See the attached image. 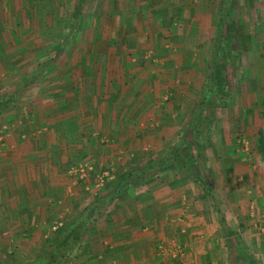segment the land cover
<instances>
[{
	"label": "crops",
	"instance_id": "crops-1",
	"mask_svg": "<svg viewBox=\"0 0 264 264\" xmlns=\"http://www.w3.org/2000/svg\"><path fill=\"white\" fill-rule=\"evenodd\" d=\"M55 1L0 0V96L34 75L8 108V129L0 136V257L10 245L17 247L8 264L26 261L47 229L73 221L104 191L100 171H110L134 153L162 148L158 140V147L152 144L150 120L174 117L176 103L157 110L151 108L152 100L169 88L177 90V99L182 86L179 79L149 75L145 63L136 66L138 54L152 47L145 39L152 38L147 30L130 27L125 33L112 27L99 32L89 27L79 29L82 42L71 43L74 31L56 32L50 20H81L79 11L85 14L87 1ZM102 13L90 12L98 20ZM181 60L174 67H186L181 65L188 59ZM217 130L223 133L217 144L223 154L212 148L207 157L220 187L211 195L222 201L217 207L224 225L238 229L264 264V161L256 154L251 164L244 151L241 160L226 153L231 143L225 126ZM163 131L172 129H161V136ZM79 161L93 165L82 179L70 173ZM166 174L127 188L122 200L86 230L88 251L72 264H224L226 236L213 202L201 201L199 186L194 189L198 199L186 198V179L174 176L171 183ZM158 241L166 247L183 243L186 251L175 258L161 254Z\"/></svg>",
	"mask_w": 264,
	"mask_h": 264
},
{
	"label": "rangeland",
	"instance_id": "rangeland-1",
	"mask_svg": "<svg viewBox=\"0 0 264 264\" xmlns=\"http://www.w3.org/2000/svg\"><path fill=\"white\" fill-rule=\"evenodd\" d=\"M86 1L85 14L82 13V9L79 11L80 15L83 16L81 20L78 18L77 20L67 18L64 21L51 19L55 31H61L63 28H68L70 33L74 31L71 43L76 44L82 42L81 39H83V36L80 37L78 34L79 31L89 27L99 32H105L104 29L110 30L112 27L113 29L118 28L120 31L125 29V33L130 27L135 30L140 28L144 31L147 30L152 38L147 36L145 39L152 47L148 48L145 53L138 54L136 62L139 65L136 63V66L142 67L145 63L146 68L151 70L149 75L158 77L160 74H164V80L169 78L172 81L179 79L177 85H182L179 87L181 91L179 90L180 97L177 99H174L177 90L169 88L168 91L156 95L152 100L151 108L155 107L157 110L164 109L167 103H176L172 106V110L174 112L176 110L174 117L171 114L169 119L161 120V117H153L150 120L153 125L150 133L151 140L155 138V141L152 140V144L158 147L156 145V140H158V144L162 148L156 150L153 147L138 154L134 153L133 156H127L128 158L118 165L113 164L115 167L110 171H100L97 177L98 182L104 185L114 179V174L119 167L124 169L133 161V163L147 162L150 158L162 153L179 135L189 115L198 103L197 99L199 100L205 78L210 71L212 64L210 49L212 46L214 48L217 39L218 24L222 13V0H119L120 2H116L115 5L117 9L114 8L112 3L115 0ZM127 1H131L132 4ZM53 2L56 1L53 0ZM106 7L107 9L104 10ZM70 9L72 10V7ZM91 11H103L104 16L102 15L101 20H98L97 17L90 14ZM226 11L227 14L223 19L221 34L222 48L218 52L216 63L213 64V67H218V70L220 69L222 72V82H219V84L221 83L224 92L219 94L221 95V101L216 100V105L207 107V113H212L209 145L204 154L192 162L190 166L191 173L207 182L211 187V191L215 194L220 184L218 183L219 179H215L214 175L210 174L211 169L208 166L207 151H212V148H214L217 151L216 155L222 156L223 154V147L222 149L217 148V144L221 143L223 134L217 133L218 127H221L222 130V127L225 126V132L228 135L226 138L230 139L229 141L227 139V141L232 144L227 150L225 148L226 153H233L234 157H237L236 159L241 160L239 156L244 155V151L248 152L245 157L251 158L247 160L249 163H254L256 154L261 157L260 161H264V97L261 95V93H264V0H228V10ZM115 16L117 19H115ZM180 31L183 32L180 33ZM201 48L202 52L200 53ZM143 55H145V58ZM175 57H178V60H174ZM181 58L188 59L187 62L181 65L186 67L177 69L179 67L176 68L174 65L183 62ZM214 90H217V87ZM224 93L226 94L224 95ZM210 98L215 101V94L212 93ZM8 110L10 109L5 110L0 115V136L8 129V117L6 115L9 112ZM213 126L214 128L211 129ZM163 128L172 129V131H163L162 135L164 136H161L162 132L160 131ZM161 137H166V139L162 140ZM193 138L192 133H190L188 140L190 144L194 143ZM245 164L247 163H244V167ZM91 172H93V165L86 161H79L70 168V173L77 179L85 178ZM166 175L171 183L176 179L174 176L181 175L184 180L186 179L183 195L186 198L198 199L199 196L196 192L194 193V189L196 191L200 186L185 174L168 172ZM245 178L247 177L243 176V179ZM143 181L140 180L135 183L139 184ZM216 197L215 205L222 204L221 199L218 196ZM201 201L205 203L209 199L202 194ZM182 217L183 215L180 214L177 221H181ZM62 226L63 222H56L51 228L47 229V236ZM182 231L181 233L185 234L186 230L182 229ZM42 244L39 243V248L37 250L33 249L26 258L36 255ZM16 248V245H10L4 253L2 252L0 264L10 263V256L14 255ZM156 248L161 254H169L173 258L186 251L183 243H173L166 247L158 241ZM223 257H225L223 263L229 264L227 248ZM236 257L237 253L235 252L231 264H234ZM8 259L10 260L8 261ZM21 261L22 259H17L14 264H19Z\"/></svg>",
	"mask_w": 264,
	"mask_h": 264
},
{
	"label": "trees",
	"instance_id": "trees-1",
	"mask_svg": "<svg viewBox=\"0 0 264 264\" xmlns=\"http://www.w3.org/2000/svg\"><path fill=\"white\" fill-rule=\"evenodd\" d=\"M221 10L217 39L210 59L212 60L210 71L205 78L198 103L176 139L162 153L150 158L147 162L133 163V161L124 169L119 167L114 174V179L103 185L104 191L102 193L95 195L89 204L80 210L73 221L65 223L59 229L51 232L44 239L36 255L19 264H72L88 251V244L84 238L86 230L101 215L109 212L111 205L116 204L118 200L123 198L127 188L140 180H147L154 176L168 174V172L185 174L190 180L198 184L204 195L213 202L214 209L218 212L220 224L224 228L229 264H231L235 252L237 257L234 264H263L252 249L246 245L241 236L224 225L223 215L214 203L210 185L190 171L192 162L202 156L209 145L212 113H207V107L216 105V100L221 101V95L219 94L224 92L221 83L219 84V82H222V72L220 69L218 70V67H213V64L216 63L218 52L222 48L221 34L223 19L227 14L225 10H228V0L222 1ZM39 75H42V73ZM33 77L34 75H30L18 88L0 96V115L15 104L18 92L24 85L32 81ZM216 87L217 90H214ZM212 93L215 94V101L210 98ZM190 133L194 137V143L192 144L188 141Z\"/></svg>",
	"mask_w": 264,
	"mask_h": 264
}]
</instances>
